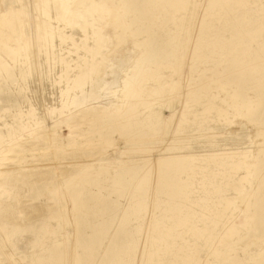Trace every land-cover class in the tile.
Wrapping results in <instances>:
<instances>
[{
  "label": "rangeland",
  "instance_id": "obj_1",
  "mask_svg": "<svg viewBox=\"0 0 264 264\" xmlns=\"http://www.w3.org/2000/svg\"><path fill=\"white\" fill-rule=\"evenodd\" d=\"M19 1L0 0L30 14L0 23L17 78L0 91V264H264V0H105L107 19L86 0L52 40L40 1ZM100 54L114 83L72 104Z\"/></svg>",
  "mask_w": 264,
  "mask_h": 264
},
{
  "label": "bare ground",
  "instance_id": "obj_2",
  "mask_svg": "<svg viewBox=\"0 0 264 264\" xmlns=\"http://www.w3.org/2000/svg\"><path fill=\"white\" fill-rule=\"evenodd\" d=\"M19 1V0H18ZM21 1V0H20ZM19 1V2H20ZM23 1V0H22ZM40 1V3H37L35 0H34V2H35V4H36V6H39V7H41L42 6V9H43V13H44V15H45V17L48 19L47 21H41L42 22V24H43V32H45L46 33V35H45V37H53L54 38V36H55V33H57L56 32V28L55 27H53V22H52V20H56V21H59V22H66L67 23V25H68V23L70 22V23H72L70 20H74V19H84L85 17H84V14L83 13H80L78 10H77V7L79 6V5H83L84 3H85V1L86 0H77V1H75V6H76V10L75 11H73V9L72 8H70V4H71V2L73 1V0H39ZM22 3V2H21ZM30 3V2H29ZM28 3V4H29ZM23 5L22 6H20V4H19V6H20V8L19 9H17V10H15L13 7H10L7 11H4L3 9L1 10L0 9V23L1 22H4V21H7V22H13V21H15V20H18V19H20V22H21V18L23 17H25L26 16V14H28V10H26L27 8H28V6L27 5H24L25 3H24V1H23V3H22ZM33 6H34V3H31ZM30 5V4H29ZM41 5V6H40ZM78 5V6H77ZM32 6V7H33ZM0 7H1V2H0ZM36 9H37V7H36ZM31 10H33V8L31 9ZM35 11V10H34ZM86 13H89V14H94V13H105L104 15L106 16L105 17V19H107V18H111V16H112V8H110V7H107L106 5H105V0H101L100 2H98V3H95V1L94 0H91V5L89 6V7H86L85 8V10H84ZM31 12V11H30ZM42 12V11H41ZM42 13V14H43ZM55 13V15H56V19L54 18V16H53V14ZM98 13V14H99ZM102 14V15H103ZM28 15H30V14H28ZM28 15H27V17H28ZM32 15V14H31ZM7 16H10V19H6V17ZM43 16V15H42ZM102 17V16H101ZM113 18H115V17H113ZM15 19V20H14ZM22 20H24V19H22ZM31 20V19H30ZM34 20V19H33ZM32 21V20H31ZM25 22V21H24ZM41 22H39V23H41ZM58 22V23H59ZM22 23V22H21ZM35 23L37 24V22H36V20H35ZM70 23H69V25H70ZM10 25V24H9ZM31 25V24H30ZM39 25V24H38ZM37 25V26H38ZM87 22L85 21L84 22V25H83V27H82V29H84V28H86L87 27ZM1 26V25H0ZM34 26V25H33ZM40 26V25H39ZM39 26L37 27L38 28V30L41 28H39ZM31 28H32V26H31ZM34 28H35V26H34ZM36 28V29H37ZM32 30V29H31ZM62 29L61 28H59V38L62 40V44H63V42L64 43H66V40L68 41V38H71L70 36H67L63 31H61ZM34 31H35V29H34ZM31 33V32H30ZM29 33V34H30ZM36 33L37 32H35V35H36ZM44 33V34H45ZM43 33H41L40 35H42ZM57 34V35H58ZM34 35V36H35ZM56 35V36H57ZM110 35V34H109ZM30 37H32L31 35H30ZM36 37V36H35ZM49 37V38H50ZM58 37V36H57ZM24 38V37H23ZM26 38V37H25ZM29 38V37H28ZM33 38V37H32ZM50 38V39H51ZM52 38V39H53ZM2 39V38H1ZM27 39V38H26ZM30 39V38H29ZM28 39V42H30V40ZM51 39V40H52ZM4 40V39H3ZM2 40V44H5V42H6V40H5V42ZM25 40V39H24ZM36 40V39H35ZM69 40H72V39H69ZM19 41V40H18ZM15 42V41H14ZM20 43V42H19ZM25 43H27L26 41H24V43H23V46L25 45ZM6 44H9L8 42L6 43ZM18 44V43H17ZM28 44V43H27ZM32 44H36V43H32ZM61 44V45H62ZM19 45V44H18ZM75 45V44H74ZM2 46V45H1ZM4 47H5V45H3ZM17 46V45H16ZM20 46V45H19ZM18 46V47H19ZM27 46V45H26ZM29 46V45H28ZM76 46V45H75ZM4 47H2V48H4ZM8 47H9V45H8ZM8 47H6V48H8ZM21 47V46H20ZM0 49V50H3V49ZM23 48H25V47H23ZM28 48H30V46L28 47ZM34 48V47H33ZM9 55L11 56V57H13V58H16L17 57V55H18V50H13V49H11L10 47H9ZM16 49H17V47H16ZM22 48H20V50H21ZM35 49V48H34ZM84 49H86L85 47H84ZM6 50V49H5ZM29 50V49H28ZM27 52V51H26ZM25 52V53H26ZM24 53V54H25ZM27 55L25 56V58H26V60L24 59V63H23V66L21 67V69H20V71L19 72H21V75L22 76H25V74L27 73V72H29V71H32L33 69H35V70H37L38 68H39V62H38V59H37V50H29L27 53H26ZM110 59V58H109ZM108 58H107V55H105V54H100V56H99V60H97L96 62H95V64H94V66L92 67V68H89L88 70H89V72H88V70H86V69H81V71L78 73V75L76 76V79H74L73 80V85L72 86H69L66 90H67V95L69 94V92L71 91V90H73V89H77V90H79V91H77V92H75V94H74V96L72 97V104H74V105H79V104H81V103H83V102H85V101H90V100H92L93 98H95V97H97L98 96V92H99V89H101V87L105 84V85H108V86H110L111 84H113L114 82L112 81V82H110L109 84L104 80V76L106 75V71H105V68L107 67V64L110 66V64H109V60ZM109 60V61H108ZM111 67V66H110ZM109 68V67H108ZM112 69H113V67H111ZM34 70V71H35ZM33 71V72H34ZM136 71V70H135ZM32 72V73H33ZM38 72V71H37ZM31 73V72H30ZM90 73H92V74H90ZM29 74V73H28ZM6 75V76H5ZM17 75L19 76V73H17ZM27 75V74H26ZM89 75H92V80H91V83H90V85L89 86H86V88H84V86L85 85H87V81H86V79H87V77L89 76ZM116 75H118V74H116ZM17 76V77H18ZM119 76V75H118ZM20 77V76H19ZM106 77V76H105ZM22 78V77H21ZM24 78V77H23ZM22 78V79H23ZM6 79H9L10 80V82H14V80H16L17 78H16V73H15V71H14V69L12 68V67H9L7 64H5L2 60H1V58H0V80L1 81H3V80H6ZM117 79V78H116ZM129 78H126V82L124 83V89H125V91L123 92V101H125L124 100V98L126 99V101L128 100L129 101V99L131 100V99H133V98H135L136 96H137V88L135 87V84L131 81V82H129ZM4 82L5 81H3V85L2 86H0V91H2L3 93H4V95H5V97H6V100L7 101H10V100H12L11 99V95L12 94H10L9 93V89L6 87V85L4 84ZM8 82V81H7ZM127 82H128V84H127ZM160 83V82H159ZM158 83V84H159ZM11 85V84H10ZM177 86V85H176ZM88 87V88H87ZM174 87V86H173ZM171 88V87H170ZM174 89V88H173ZM154 91V90H153ZM153 91H152V89L151 88H147V89H140V93H146L147 95H151V93H153ZM122 92V91H121ZM154 92H158V90H155ZM184 95V94H183ZM94 100H96V99H93V101ZM120 101H121V99H120ZM106 103V102H105ZM113 112H115L114 110H113ZM120 112V111H119ZM118 113V112H117ZM116 113V114H117ZM178 113V112H177ZM176 114V113H175ZM180 114V113H179ZM112 115H114V114H112ZM176 116H177V114H176ZM179 116V115H178ZM177 116V118L179 119V117ZM177 119L176 117H173L172 118V120L173 119ZM179 120H181L182 121V119H179ZM169 122V121H168ZM173 122V121H172ZM175 122V121H174ZM177 122V121H176ZM174 124V123H173ZM172 124V125H173ZM178 124H179V122H178ZM180 124H181V122H180ZM179 124V125H180ZM175 125H176V123H175ZM174 125V127L176 128V126ZM178 128V127H177ZM261 132V131H260ZM172 133H175V132H173L172 131ZM0 143L2 144L3 143V141L1 140V138H0ZM5 148V147H4ZM4 148H1L0 149V162L3 160V153H5L4 152ZM241 152V151H240ZM243 153H245V151H242ZM241 152V153H242ZM240 153V154H241ZM239 154V153H238ZM245 154H247V153H245ZM242 155V154H241ZM243 156V155H242ZM155 161H160V159H152V160H150V166H152L151 164H153V163H155ZM160 163V162H159ZM158 164V163H157ZM244 164V163H243ZM153 167V173H154V176L156 177V175H157V172H156V169L158 170V168H160L159 167V164H158V167L157 168H155V165L154 166H152ZM151 167V168H152ZM56 172V171H55ZM159 172V171H158ZM67 182H68V180H67ZM75 205V204H74ZM240 212V211H239ZM243 212V211H242ZM71 253V252H70ZM73 255V254H72ZM60 256V255H59ZM75 256V255H74ZM74 256H72V258H69L70 259V261L72 262V264L76 261V258L74 257ZM69 257H71V256H69ZM60 258V257H59ZM57 259H58V256H57ZM59 260V259H58ZM61 260V259H60ZM77 264H78V262H77ZM109 264V263H108Z\"/></svg>",
  "mask_w": 264,
  "mask_h": 264
}]
</instances>
